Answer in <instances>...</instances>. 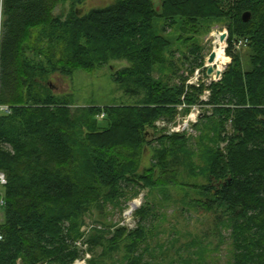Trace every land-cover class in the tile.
I'll list each match as a JSON object with an SVG mask.
<instances>
[{
	"label": "trees",
	"instance_id": "trees-1",
	"mask_svg": "<svg viewBox=\"0 0 264 264\" xmlns=\"http://www.w3.org/2000/svg\"><path fill=\"white\" fill-rule=\"evenodd\" d=\"M66 1L0 0V107L11 108L10 114L0 111V173L7 178L0 187L5 201L0 264H73L79 221L90 205L116 204L140 187L180 185L182 177L171 170L168 157L185 140L157 133L155 122L173 120L182 97L192 105L206 88L186 94L184 84L154 79L171 48L156 31L157 21L165 23L162 33L175 26L198 32L204 23L227 22L226 53L233 62L208 88L217 109L207 125L217 133H209L210 141L226 147L208 151L204 169L187 170L207 180L192 186L207 197L204 207L230 219L232 264H264V0H160L158 11L156 0H118L85 16L73 10L64 19L56 11ZM240 41L250 55L247 68L233 55ZM111 53L131 63L112 75L114 81L127 95L144 96L135 105L87 107L89 120L81 122L67 99L51 93L49 77H71L76 70L93 74ZM200 59L198 69L205 64ZM100 116L106 128L98 127ZM155 140L171 146L158 153V172L153 167L142 173V158ZM147 212L142 211L143 224ZM126 236L129 249L137 251L147 234L143 226L131 234L119 229L112 241ZM102 239L93 238V246ZM129 264L151 263L138 256Z\"/></svg>",
	"mask_w": 264,
	"mask_h": 264
},
{
	"label": "rangeland",
	"instance_id": "rangeland-1",
	"mask_svg": "<svg viewBox=\"0 0 264 264\" xmlns=\"http://www.w3.org/2000/svg\"><path fill=\"white\" fill-rule=\"evenodd\" d=\"M117 2L118 0H85L81 4H74L67 0L59 6L56 15L67 19L76 10L85 16L93 10L105 9ZM154 5L158 11L160 0H156ZM226 24V21L207 22L198 32L184 31L175 26L167 33H162L164 21L156 22V31L171 42V48L164 55V62L156 66L154 79L171 86L184 84L186 94L200 86L206 88L202 94H195L199 99L192 105L187 103L185 96L182 97L173 120L162 118L155 122L157 133L168 137L179 135L185 140L174 145L172 155L168 157L171 170H179L181 183L176 187L166 188L140 187L116 201V204L111 200H102L101 205H90L79 221L80 237L73 242L79 256L73 264H92L94 261L98 264H129L132 257L138 256H143L144 261L151 264H232L230 219L221 211L210 212L204 207L207 197L192 186L207 185V180L202 175L192 176L193 172L187 170L191 165H200L204 169L208 151L215 147H226L225 142L210 141L209 133L214 136L216 128L210 130L207 127L208 119L213 117L217 109L216 105L210 104L211 93L208 88L222 80L233 62L232 57L226 53L227 43L222 47L220 40L221 34L228 32ZM246 49V42L240 41L233 50V55L241 56L245 68L250 66V55ZM195 50L199 53H194ZM213 51L217 54L213 66L222 71L220 80L206 74L207 68L212 66L207 59ZM115 56L111 53L107 63L93 74L76 70L71 77L59 73L49 77L47 86L51 88V93L71 103L75 119L87 123L89 118L84 114L87 107L135 105L142 100L143 93L138 97L129 96L114 81L112 75L131 66L128 60L114 58ZM201 57L205 59V64L198 69L194 64L199 63ZM96 121L99 128H106L104 116L96 118ZM186 122L189 124L186 130L172 132ZM170 146L169 141L151 142L142 158L140 172L150 171L153 167L158 172L157 155ZM83 152L84 149L80 151L81 156ZM135 204L138 205L132 210ZM144 210L148 212L144 215L146 221L143 224ZM3 220V211L0 209V224ZM141 226L147 236L139 242L137 251L129 249L132 240L127 236L119 243L112 241L119 229L131 234ZM95 237L103 238V244L94 247L92 242Z\"/></svg>",
	"mask_w": 264,
	"mask_h": 264
},
{
	"label": "water",
	"instance_id": "water-1",
	"mask_svg": "<svg viewBox=\"0 0 264 264\" xmlns=\"http://www.w3.org/2000/svg\"><path fill=\"white\" fill-rule=\"evenodd\" d=\"M243 20L244 22H248L250 20V14L249 13H245L244 16H243ZM227 39H228V32H223L221 34V42H227ZM216 59H217V54L215 53V51H213L208 59H207V62L209 65H212V66H209L207 68V76L208 77H213L215 76L216 79L220 80L221 77H222V71L221 70H218L216 69L213 65L215 64L216 62Z\"/></svg>",
	"mask_w": 264,
	"mask_h": 264
},
{
	"label": "built area",
	"instance_id": "built-area-1",
	"mask_svg": "<svg viewBox=\"0 0 264 264\" xmlns=\"http://www.w3.org/2000/svg\"><path fill=\"white\" fill-rule=\"evenodd\" d=\"M1 30V27H0ZM0 111L5 113V114H10L11 113V108L9 106H1L0 107ZM195 117V116H194ZM192 119V117H191ZM189 127L188 122H186L182 127H180L179 129H173L172 132H178L180 133L182 130H186V128ZM7 184V178L5 176V174L0 173V187H3ZM5 206V201L3 198L0 199V209L3 208ZM131 213V212H130ZM3 240V235L0 233V242Z\"/></svg>",
	"mask_w": 264,
	"mask_h": 264
},
{
	"label": "bare ground",
	"instance_id": "bare-ground-1",
	"mask_svg": "<svg viewBox=\"0 0 264 264\" xmlns=\"http://www.w3.org/2000/svg\"><path fill=\"white\" fill-rule=\"evenodd\" d=\"M225 42H222V47H224L225 46V44H224ZM227 43V42H226ZM226 48H227V44H226ZM137 205L138 204H135L133 207H132V210L134 209L135 210V208L137 207ZM132 212V211H131Z\"/></svg>",
	"mask_w": 264,
	"mask_h": 264
}]
</instances>
